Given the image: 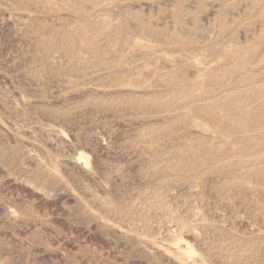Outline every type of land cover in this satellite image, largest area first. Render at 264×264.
<instances>
[{
    "label": "rangeland",
    "instance_id": "obj_1",
    "mask_svg": "<svg viewBox=\"0 0 264 264\" xmlns=\"http://www.w3.org/2000/svg\"><path fill=\"white\" fill-rule=\"evenodd\" d=\"M0 264H264V0H0Z\"/></svg>",
    "mask_w": 264,
    "mask_h": 264
},
{
    "label": "bare ground",
    "instance_id": "obj_2",
    "mask_svg": "<svg viewBox=\"0 0 264 264\" xmlns=\"http://www.w3.org/2000/svg\"><path fill=\"white\" fill-rule=\"evenodd\" d=\"M234 173V172H233Z\"/></svg>",
    "mask_w": 264,
    "mask_h": 264
}]
</instances>
